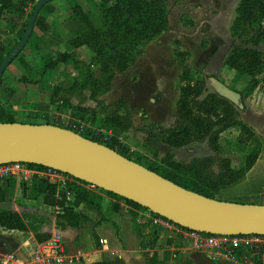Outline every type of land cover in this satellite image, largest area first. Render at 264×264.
I'll list each match as a JSON object with an SVG mask.
<instances>
[{"label": "rangeland", "instance_id": "1", "mask_svg": "<svg viewBox=\"0 0 264 264\" xmlns=\"http://www.w3.org/2000/svg\"><path fill=\"white\" fill-rule=\"evenodd\" d=\"M37 1L28 0L26 4L28 8L24 9L25 12L30 11ZM239 1L165 0L168 9L167 30L156 40L148 43L127 70L116 72L108 90L99 95L97 100L92 99L90 91L85 89L72 95L69 102L60 101L57 104H52L46 110H39V104L49 102L54 86L67 87L79 77L81 65L69 60L58 63L53 69L42 71V66L48 62L50 57L55 56H33L30 67L24 68L25 70L22 71L16 64L17 59H14L4 71L3 85L8 84L7 86L10 88L14 86L20 91L21 76L28 78L33 86L39 82L42 85L39 88L41 94L38 97L15 100L16 106L19 108H28L26 106H29V109L17 110V119L33 120L34 117L28 116L33 114L39 117L46 115L48 120L54 123L80 120L94 135L116 136L122 144L130 149L133 157H140L143 165H148L152 161L159 163L166 153H170L174 160L180 162H188L194 158L205 156H213L215 159L227 157L232 165L238 168L244 164L245 156L257 147L258 157L252 168L237 183L223 188L218 196L226 201L264 203V86H258L250 96L242 100L243 107L238 108L239 118L248 124L257 135L255 140H251L247 144L238 141L239 129L236 127L221 133L217 151L212 150L207 141H193L182 147L169 146L162 141L160 134L162 129L170 127L175 119L181 73V64L175 55V49L188 52L186 62L190 66L191 76L195 79H203L207 91H214L210 84V78H216L236 91L246 90L249 77L230 69L225 64V59L232 47L241 44L240 39L231 33ZM61 2L60 5L67 8V14H71L69 7L78 3L95 23L99 22L98 5L100 0H62ZM68 16L66 17L68 18ZM69 20L71 21V16ZM76 27V23L72 22L69 27L72 35ZM248 46L264 52L262 43L249 44ZM75 57L77 60L89 62L93 57V52L83 46L80 47L79 56ZM91 68L96 75L100 74L98 65L92 64ZM263 76L264 69L258 73L259 78ZM12 96L13 94L9 95L1 89L0 103L5 105L9 100L12 101L14 97ZM118 99L124 100L120 113H128L132 118V126L124 131L116 130L105 124L98 107L99 101L111 104ZM213 167L217 169L216 165ZM10 178L3 179L6 196L4 200L0 201V210L19 212L27 230L6 229L0 236V243L7 252L22 255L29 253L34 247L36 235L49 234L53 226L61 227L65 233L64 252L71 260H67L65 262L67 264H80L83 260L111 259L114 256H119V253L99 251L101 246L98 238L101 239L103 236L118 239L122 246L128 249H132L135 240H140L135 238L136 233H134V226L138 222L137 209L124 206V210L120 212L111 210L109 205L111 206L114 200L106 197L100 211L82 208L81 211L85 215L84 220L80 225L72 227L60 220L57 217L58 210L45 204L42 195L34 192L30 187L24 188L17 181L6 187V179L11 182ZM106 219L109 221L105 222ZM143 238L145 241V245L141 246L145 248L143 254L138 253L132 256V254L126 253L124 260L133 264L135 262L136 264H148V261L143 257L148 258L149 256L150 258L152 256L148 254L149 249L158 250L157 248H159L161 250L165 248V236H162L159 246L157 244L152 246L155 244L152 243L149 236H143ZM188 247L189 249L183 252L172 251L169 254L171 257L162 263L207 264V260L193 259L191 251L196 250L203 253L210 251L196 249L189 244ZM209 254H212L211 257L217 260V264H249L215 257L212 252Z\"/></svg>", "mask_w": 264, "mask_h": 264}, {"label": "trees", "instance_id": "2", "mask_svg": "<svg viewBox=\"0 0 264 264\" xmlns=\"http://www.w3.org/2000/svg\"><path fill=\"white\" fill-rule=\"evenodd\" d=\"M27 1L0 0V16L6 12V22L14 25L21 21V36L36 4H33L31 10L22 20L25 15L24 7ZM98 11L100 12V19L98 23H95L78 3L71 6V21L75 22L77 26V30L75 29L70 40L74 50L73 52H60L55 57H50L48 62L42 66V71L53 69L60 62L71 60L81 65L80 75L67 87L54 86L51 90L49 102L39 104V110H46L52 104H57L60 101L69 102L72 95L85 89L90 91L92 99L97 100L99 95L108 90L116 72L127 70L136 61L137 56L142 53L144 47L156 40L168 27V9L165 0H100ZM41 18L42 15L38 13L34 25H37ZM231 33L234 37L240 39L241 44L232 47L225 59V64L230 69L249 77L246 90L238 91L243 100L245 97L250 96L258 86H264V76L258 77V73L264 69V52L258 48L248 46L249 44H264V0H240L236 7V17L231 26ZM18 41L10 49L4 48L0 42V62L15 47ZM82 46H86L93 52V57L89 62L77 60L75 57L76 49ZM187 53V51L175 49V55L179 58L181 64L180 86L175 119L170 127L162 129L160 133L162 141L173 147H182L193 141H207L210 148L217 151L221 133L233 127L239 129L237 137L242 144L255 140L257 135L254 130L239 118L238 107L216 92L207 91L203 79H195L191 76L190 66L186 62ZM92 64L99 66V75H96L91 68ZM3 74L0 90L3 89L9 95H12L14 89L3 85ZM20 79L25 81L27 78L22 76ZM123 103V99H118L111 104L100 103L99 101L98 107L105 124L116 130L124 131L132 126V118L128 113H120ZM28 116L34 117V119L19 120L11 108L0 103V122L49 123L71 128L69 123L73 121L54 123L50 122L46 115L39 117L38 115L29 114ZM80 134L142 164L140 157H133L130 149L122 144L116 136H112L110 140H103L102 135H94L88 129L80 132ZM257 157L258 149L256 147L245 156L244 164L236 168L227 157L215 159L213 156H205L194 158L188 162H180L174 160L170 153H166L159 163L152 161L144 166L189 190L210 198L220 199L218 195L221 190L241 180L252 168ZM24 164L39 170L47 169L42 165ZM215 165L217 169L213 167ZM69 176L72 181L68 183L67 189L71 191L73 198L70 202H66L64 199L63 190L57 188L56 184L49 182L44 177L35 175L29 181H21V184L24 188L30 187L34 192L42 195L45 204L53 207L63 205V209L57 212V217L72 227L80 225L84 220L85 215L81 211L82 208L100 211L102 200L100 193H105L113 198L114 201L110 206L111 210L120 211L122 208L120 201H122L131 208L149 211L147 208L122 196L92 186L71 175ZM56 193H59L63 198L58 199ZM5 196V188L0 184V201L4 200ZM245 203L260 202L250 201ZM0 227L9 230H27L22 217L12 210H0ZM48 237L49 234L36 235L38 241H44ZM81 264L125 263L119 258H114L100 259L88 263L82 262ZM254 264L264 263L256 258Z\"/></svg>", "mask_w": 264, "mask_h": 264}, {"label": "water", "instance_id": "3", "mask_svg": "<svg viewBox=\"0 0 264 264\" xmlns=\"http://www.w3.org/2000/svg\"><path fill=\"white\" fill-rule=\"evenodd\" d=\"M38 0L25 31L0 62L4 70L25 46L41 7ZM214 92L242 108L241 94L216 78ZM21 162L52 168L131 200L173 223L209 234H264V203L210 198L161 176L114 149L69 128L49 123L0 122V165Z\"/></svg>", "mask_w": 264, "mask_h": 264}, {"label": "crops", "instance_id": "4", "mask_svg": "<svg viewBox=\"0 0 264 264\" xmlns=\"http://www.w3.org/2000/svg\"><path fill=\"white\" fill-rule=\"evenodd\" d=\"M15 1V0H13ZM62 0H51L48 1L47 3H45L42 7H41V11H39V14L42 15V18L40 19V22H38L37 25H34L31 33L30 34V39L28 40V42L25 44V46L23 47V49L21 50V53L19 55H17L18 57L15 58L17 59L18 62H16V64H18V66L20 67V70H25L24 68H28L30 67V63L33 59V56H56L58 53L60 52H73L74 47L71 45L70 40L73 37L71 31H70V26L72 25V21L69 20L71 14H67V8L65 9V6H61L60 4ZM64 1V0H63ZM61 2V3H60ZM28 7H24V9L27 10ZM70 8V12H71V7ZM25 12V10H24ZM29 12V11H28ZM25 12V13H28ZM64 14L69 15L68 18L66 16H64ZM6 18H7V13H3L0 16V42L2 43V45L4 46V48L6 49H10L12 47V45L20 40L21 33H22V24L21 21L18 22V24H11V23H7L6 22ZM24 16L22 17V20H24ZM59 18V19H58ZM83 47V46H82ZM80 53V48L76 49V56H79ZM14 60V59H13ZM12 62V61H11ZM8 75V74H7ZM22 77V76H21ZM22 85L20 88V91H18L14 86L11 87L12 89H14V93H13V98L12 101H8L5 106L9 107L13 110V112L16 115V112L18 109H29V106H26L28 108H24V107H17L15 100H20V99H29V98H36L38 97L41 92L39 91V88L42 87V85L39 83L34 84V86L30 83V80L27 78L25 81L21 80L20 81ZM8 85V84H6ZM25 85H28L27 87ZM38 85V88H37ZM17 103L19 101H16ZM9 178V177H8ZM4 180L0 181V184L3 185ZM10 181L6 179V187L8 185H12L13 183H15L16 181L18 182V184L20 185L21 180L19 181V178L17 177H11ZM4 186V185H3ZM5 188V187H4ZM102 196V200H101V208H102V204L106 201V197H109L108 195H106L105 193H100ZM111 198V197H110ZM113 199V198H112ZM124 203V202H123ZM122 201H120V205L122 206L121 210H124V206H126L127 208L129 207L128 205H126L125 203L123 204ZM110 207V205H109ZM131 208V207H129ZM15 211V210H12ZM119 211V212H120ZM17 212V211H15ZM138 212V216H137V224L134 226V233H136L135 238L138 240V238L140 240L136 241L134 243V246L131 247L132 249H128L125 248L124 246H122V244L120 243V241L118 239H115L113 237H109V236H103V238L107 241V247L105 249L104 246H101L99 251H104L107 253H119V256H114L111 259L114 258H119L121 259L125 264H133L132 262H128L125 259V254L126 253H130L132 254V256L138 253L143 254V251L145 250V248L141 247L143 245H145V241L143 236H149L150 239L152 240V243L155 245L152 246H156V244L159 246L160 241L162 239V236H165V242H164V246L165 248H162L161 250H159V248H157L158 250H154L155 248H151L148 250V254L152 255L147 257H143V259L146 261H148V264H161L162 262H166L167 259H169L171 256H169V254L172 251H176V250H180L181 252H183L184 250L189 249L188 244L189 242L182 239L180 236H178L177 234L170 232L168 230H165L163 228H160L158 226H154L152 225L149 221L148 218L146 217V213L145 211L142 210H137ZM136 212V213H137ZM21 217L22 215L17 212ZM23 219V217H22ZM109 219H106L105 222H108ZM113 224V221H112ZM55 229H59L62 231L63 233V242H64V238H65V233L62 230L61 227H55L53 226L52 230L49 233V236L51 235V232ZM9 230V229H8ZM6 231V228L4 227H0V236L4 234V232ZM18 231V230H17ZM178 237V238H177ZM177 239V240H176ZM42 241H38L37 239H35L33 244L36 243H40ZM147 242V240H146ZM190 245V244H189ZM3 245L0 243V255L4 252H7L6 250L3 249L2 247ZM191 246V245H190ZM192 250V249H191ZM30 252V251H29ZM192 257L193 259L196 260H207V264H217V260H214L211 255L207 252L203 253L200 251H196V250H192ZM28 254V253H27ZM27 254L22 255V254H15L21 258H25L27 256ZM124 256V258H123ZM215 256V255H214ZM135 257V256H134ZM216 257V256H215ZM158 259H161L158 261ZM95 260H100V259H94V260H90V261H82V262H91V261H95ZM170 261V260H169ZM81 262V263H82ZM80 263V264H81ZM67 264V263H64ZM136 264V262H135ZM163 264V263H162Z\"/></svg>", "mask_w": 264, "mask_h": 264}, {"label": "built area", "instance_id": "5", "mask_svg": "<svg viewBox=\"0 0 264 264\" xmlns=\"http://www.w3.org/2000/svg\"><path fill=\"white\" fill-rule=\"evenodd\" d=\"M69 125L71 127L69 129L78 133L87 130L80 120H73ZM101 137L103 140L111 138L107 135ZM35 175L46 178L49 182L56 184L57 188L63 190L66 202L73 199L71 191L67 189L68 183L72 181L69 174L48 167L45 170H39L21 162L0 165V181L8 177H17L26 182ZM56 196L58 199L63 198L59 193H56ZM54 208L61 211L63 205H56ZM145 213L152 225L177 234L196 249L210 251L215 256L232 262L243 261L254 264L255 259L258 258L264 263V234H209L183 228L160 215H153L150 211H145ZM99 241L106 249L107 241L104 238ZM67 260L71 261L64 252L63 233L59 229L53 230L46 240L34 244L25 258L10 252L0 255V264H64Z\"/></svg>", "mask_w": 264, "mask_h": 264}]
</instances>
